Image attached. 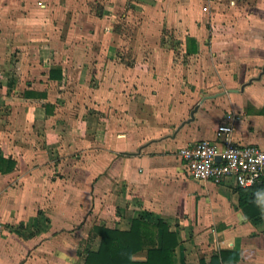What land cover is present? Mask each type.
Wrapping results in <instances>:
<instances>
[{
	"label": "crops",
	"instance_id": "1",
	"mask_svg": "<svg viewBox=\"0 0 264 264\" xmlns=\"http://www.w3.org/2000/svg\"><path fill=\"white\" fill-rule=\"evenodd\" d=\"M206 3L0 0V264H90L139 218L177 234L173 264H264V194L179 157L230 114L264 149V0Z\"/></svg>",
	"mask_w": 264,
	"mask_h": 264
},
{
	"label": "built area",
	"instance_id": "2",
	"mask_svg": "<svg viewBox=\"0 0 264 264\" xmlns=\"http://www.w3.org/2000/svg\"><path fill=\"white\" fill-rule=\"evenodd\" d=\"M214 1L206 0L203 11L210 12ZM234 122V115L226 116V122L216 130L217 141L199 140L180 148L179 157L189 176L217 184L234 179L239 188L253 187L261 181L264 176V149L233 143Z\"/></svg>",
	"mask_w": 264,
	"mask_h": 264
},
{
	"label": "trees",
	"instance_id": "3",
	"mask_svg": "<svg viewBox=\"0 0 264 264\" xmlns=\"http://www.w3.org/2000/svg\"><path fill=\"white\" fill-rule=\"evenodd\" d=\"M16 163L10 158L0 156V172L12 171ZM242 205H254L264 194V182L253 187L239 188ZM162 230V245L155 242L157 230ZM101 245L97 252H89L86 262L90 264H173V253L179 244L176 233L171 232L164 221L152 225L143 219H135L129 231L110 228H98ZM147 252L144 261H136L134 256L142 251ZM214 258L210 264H220ZM201 264H206L201 261Z\"/></svg>",
	"mask_w": 264,
	"mask_h": 264
},
{
	"label": "rangeland",
	"instance_id": "4",
	"mask_svg": "<svg viewBox=\"0 0 264 264\" xmlns=\"http://www.w3.org/2000/svg\"><path fill=\"white\" fill-rule=\"evenodd\" d=\"M89 4H90V3H89ZM90 5H92V3H91ZM99 6H101V4H100ZM99 6H96V7H97L96 9H97L98 11L101 10V7H99ZM167 31H168V30H167ZM165 32H166V31H165ZM168 32H170V31H168ZM162 39L165 40L164 37H161V40H162ZM150 55L152 56V54H150Z\"/></svg>",
	"mask_w": 264,
	"mask_h": 264
},
{
	"label": "water",
	"instance_id": "5",
	"mask_svg": "<svg viewBox=\"0 0 264 264\" xmlns=\"http://www.w3.org/2000/svg\"><path fill=\"white\" fill-rule=\"evenodd\" d=\"M192 119H193V116H192ZM217 160H220V159H217Z\"/></svg>",
	"mask_w": 264,
	"mask_h": 264
}]
</instances>
